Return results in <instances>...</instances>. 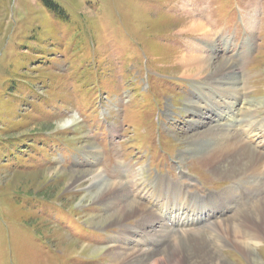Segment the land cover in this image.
<instances>
[{"label":"rangeland","instance_id":"rangeland-1","mask_svg":"<svg viewBox=\"0 0 264 264\" xmlns=\"http://www.w3.org/2000/svg\"><path fill=\"white\" fill-rule=\"evenodd\" d=\"M187 19L209 32L181 31ZM189 52L227 59L235 76L205 75L215 65L183 76L178 58ZM234 81L260 99L249 113L264 121V0H0V264H110V252L91 257L80 243L106 248L141 220L90 223L111 213L107 199L79 204L93 178L69 188L67 176L49 175L56 168L129 179L139 199L158 175L202 197L237 193L243 183L200 158L216 116L190 105L232 101ZM261 183L256 171L241 198L230 194L232 207L213 217L245 235L261 232L253 252L223 234L218 247L206 221L191 232L229 264L264 263V230L238 218L264 201V188L247 189Z\"/></svg>","mask_w":264,"mask_h":264},{"label":"bare ground","instance_id":"bare-ground-1","mask_svg":"<svg viewBox=\"0 0 264 264\" xmlns=\"http://www.w3.org/2000/svg\"><path fill=\"white\" fill-rule=\"evenodd\" d=\"M180 25L181 31L209 32L205 24L193 19L180 22ZM216 43H213L208 49L212 51ZM178 59L183 66V76L199 78L214 65L217 69L209 71L205 75L216 77L219 74L228 73L235 76V67L227 59L214 61L212 57L197 55L193 52L183 54ZM196 87L198 86L196 85ZM201 87L206 90L209 84ZM238 87L242 86L236 81L230 87L229 94H235L232 101L221 104L218 100H206L201 110L197 103L192 102L190 105L192 106L191 110L196 113L198 111L202 117L205 115L203 109L212 113L214 117L216 116L213 117V124L209 130L204 132L205 137L202 143L210 140L211 144L208 148L199 151L200 158L209 164L212 163L223 178H235L237 183H243L242 186H239L240 191L244 188L248 178L256 175V171H264V140H262L264 135L259 138V133H257L259 130H256L259 128L260 132L264 131V121L255 120L249 113L255 104H261L260 99H249L250 97L246 96L247 90L244 88V93H242ZM236 113H240L239 117H236ZM69 122L75 123L76 121L70 119ZM49 175L67 176L66 185L69 188L79 186L85 180L87 181V178H93V182L87 185L91 190L90 193L84 194L79 204H84L85 200H87V204L103 198L107 199L108 207L112 211L100 221L89 218L90 223L95 222L100 227L110 224L125 226L124 223L127 220L135 216L141 217L138 225L121 231L123 233H117L115 235L117 241L106 248H94L80 243V252H85V255L91 257H95L105 250L110 252L112 255L110 264H229L226 259L209 248V242L204 235L200 238L193 236L191 233L193 229L201 226H197L198 222L206 221L205 225L208 228L206 236L209 234V237L216 238L218 242L215 241V243L220 248L224 247L221 243L222 234L227 235L240 247L252 252V246L257 243L254 240L261 237V234H258L261 232L250 230V234H247L250 236L247 238V235L241 232L230 219L221 218L219 221L213 219L214 216L225 213L229 207H232L233 201H229L230 194L236 195L238 199L241 198V193L238 189L236 193L235 188L231 190L230 194L223 193L222 196L219 194L205 198L204 195L202 197L198 193H191L190 190L186 192L187 189L179 183H175L173 179L166 180L162 175H158L151 181L153 190L142 196L141 200L137 193L135 194V190L131 189L129 179L127 184L111 181L104 178L100 171L70 172L56 168L50 170ZM262 177L258 175L253 180H260ZM251 181L252 179L249 182ZM263 188L261 183L260 187L247 189L258 191ZM256 205L257 208L255 206V210L253 209L255 212L245 215L244 221L240 216L238 218L243 225H245L243 222L249 225L257 223V226L264 230V201H259ZM97 219L99 220V217ZM182 252L183 254H181ZM253 258L258 263L264 264L256 256Z\"/></svg>","mask_w":264,"mask_h":264}]
</instances>
